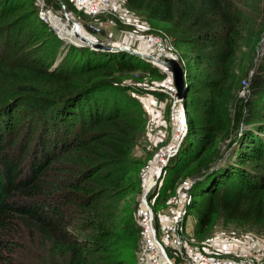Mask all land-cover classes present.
I'll return each instance as SVG.
<instances>
[{
	"label": "trees",
	"instance_id": "1",
	"mask_svg": "<svg viewBox=\"0 0 264 264\" xmlns=\"http://www.w3.org/2000/svg\"><path fill=\"white\" fill-rule=\"evenodd\" d=\"M241 1L263 12L261 31L264 0ZM126 6L171 38L188 79V133L166 168L167 187L155 189L153 211L168 209L187 175L194 182L185 234L192 212L198 237L219 214L263 231L264 60L249 76L239 117L237 97L259 36L229 0ZM36 12L33 0H0V264H128L142 250L134 197L146 163L132 152L147 118L141 91L122 76L148 67L125 53L67 45ZM237 119L240 133L221 155Z\"/></svg>",
	"mask_w": 264,
	"mask_h": 264
},
{
	"label": "rangeland",
	"instance_id": "2",
	"mask_svg": "<svg viewBox=\"0 0 264 264\" xmlns=\"http://www.w3.org/2000/svg\"><path fill=\"white\" fill-rule=\"evenodd\" d=\"M229 1L232 4L234 12L239 15L245 22L244 26H246V28L244 29L248 30L253 35L259 36L257 43L255 42L256 50L251 61V69L247 74L248 77L246 76L242 79V81L245 80V82L248 84L249 76L252 75L256 66L264 60V28L260 31V25L262 24L261 22H263L260 19V16H263V12L259 9L258 11L257 9H247L246 6L242 4L241 0ZM33 2L35 10L37 11L36 16H39L42 22H44L41 18L44 11L49 9L59 21L61 20L60 22L64 24L67 27V30L70 32L71 30L73 31L74 27L67 21L64 15L67 14L69 19H72L79 26H81L82 32L85 33V36H87L90 41L100 43L105 46L120 44L131 49H135L138 47V40L141 36L152 32L157 33L158 29L160 28V26H155L157 29L155 30V28H153V26L144 19L143 14L130 11L129 9V13L132 14L131 17L133 19V24H125L112 17L108 18L99 16L98 18H93L86 16L83 12L77 10L72 5L70 0H33ZM91 23L101 25L99 26L100 31L98 33L96 32L92 34L87 31L86 24ZM46 24L52 30L54 36L56 35L62 40V42L64 41L65 44L68 43L65 38L58 35V32L55 28H53L49 23ZM249 41L251 43L254 42L253 40ZM171 42L172 44H174L172 40ZM2 47L3 45L0 44V52ZM104 52L108 51H103L100 53L103 54ZM134 58L143 65L146 64V66L148 67L144 68L141 65L139 67L134 65V67H132L130 71L125 72L122 76V78L127 79L124 84L130 87L138 88L141 91V93L136 95V97L139 99L140 105L145 111V116L147 118L145 130L143 131L141 138L139 139L136 147L132 152L134 158L146 163L143 171L141 172V191L137 196L134 197L135 202L137 201V203H139L138 199H141L140 197L142 196V192L146 189L147 186H151L155 181V177H152V174H150L154 170L153 166H151V168L149 169L151 161H153V157L156 153H158L162 149H165L171 142L173 131L177 127V120L174 117L172 100L165 96L161 91L163 90L164 83L163 74L156 67L150 66L149 64L141 61L138 57ZM191 73L192 77L198 78V76L194 74V71L191 70ZM190 79L191 77H189V80ZM186 81L188 82V79ZM242 81L241 90L239 89L240 91L238 90L237 92L239 104L238 110L240 111L238 112V117L242 113L241 105L242 102H244V100L246 99L245 95L247 94L245 92L246 85L243 84ZM196 111L204 112L205 110L201 107H196ZM237 120L233 122V129L229 138L226 141H221V143H219L218 145L221 150V155L228 149L231 140L235 137L236 133H240L241 123L239 122V120ZM197 128L198 130L200 129V124H198ZM203 172L204 170H201L197 174H202ZM186 176L187 175H184L180 181H178L179 179L177 180L174 186V194L178 192L177 190L184 180L192 179L191 177ZM158 186L163 189L167 187L164 181H161ZM149 196L150 194H146L147 201L149 200ZM153 197L152 199H150L151 203H153ZM190 204L191 201L188 203V208L190 207ZM165 211L166 210L164 209V206L161 205V203L154 206V214L157 215L154 220V227L157 230L160 226L159 220H165L163 216L166 214L162 213ZM161 214L164 215L160 216ZM186 222L188 225L187 232L189 231L190 234L189 236L185 234L184 228L183 234L185 235L186 239H188L194 247L206 249L207 253L210 256L233 259L239 262L257 256L262 257L264 262V230L261 231L256 227L245 226L241 223L229 222L224 215L219 214L214 219L213 224L211 225L208 232L203 236L198 237L194 234L195 225L197 222L196 212H192L191 216L187 218ZM160 232L161 230L159 231V234ZM28 248L30 250L33 249L31 251L32 253L28 251L30 256H32L34 254V248L36 250V247L34 244H32L28 246ZM39 253L40 252L37 253V258L41 257L42 255ZM171 256H174V254H171ZM42 257L44 260L48 259L44 255H42ZM142 258L143 250L140 251V255L137 254L135 258L132 257L127 262L128 264H146V262H143ZM19 260L22 263L26 262L22 258H20ZM43 262H37L36 264H44ZM47 264H52V262L49 261Z\"/></svg>",
	"mask_w": 264,
	"mask_h": 264
},
{
	"label": "built area",
	"instance_id": "3",
	"mask_svg": "<svg viewBox=\"0 0 264 264\" xmlns=\"http://www.w3.org/2000/svg\"><path fill=\"white\" fill-rule=\"evenodd\" d=\"M70 2L86 16L93 18H98L99 16L112 17L122 23L133 24L132 14L129 13L126 0H70ZM53 17L55 16L51 10L47 9L44 11L42 19L52 26L50 18ZM99 26L101 25L86 24V29L89 33H98L100 31ZM110 47H115L116 49L114 50H119L121 53L125 52L133 57H138L141 61L156 67L163 74L164 83L161 91L172 100L174 117L177 120V127L173 131L171 142L165 149L156 153L153 161H151L149 169L151 166L154 167V170L152 167L153 172L150 174L155 177V181L151 186L146 187L142 192L141 199H138L137 216L141 232L143 262H146V264H264L262 257L257 256L245 259L242 262L213 257L207 253L206 249L194 247L186 239L183 234L184 221L189 209V191L194 182L192 179L184 180L177 190L178 192L166 200L165 205L168 209L162 212L166 215H160H164L163 218L165 220H159L160 226L158 230L154 227V220L157 215L154 214L150 199L155 195V189L163 181L169 162L177 155L188 133V119L185 110L186 95L177 97L173 75L166 63L168 60L173 59L180 64L185 80L184 91H186L187 72L185 62L175 45L172 44L171 39L158 31L157 33L152 32L141 36L138 40V47L135 48L136 50L120 44H114ZM243 84L246 85L245 92L247 93L248 84L245 81H243ZM146 194H150L148 201ZM171 254H174V256H171Z\"/></svg>",
	"mask_w": 264,
	"mask_h": 264
},
{
	"label": "water",
	"instance_id": "4",
	"mask_svg": "<svg viewBox=\"0 0 264 264\" xmlns=\"http://www.w3.org/2000/svg\"><path fill=\"white\" fill-rule=\"evenodd\" d=\"M64 15H65L67 21L70 24H72V26L74 28H79L80 27L72 19H69L67 14H64ZM80 38H82V39L80 41H78V44H75V45H77V46H87V47H89L91 49L102 50V51H110V52H112L114 50V49L112 50V48L109 47V46H105V45H102L100 43L92 42L88 38L86 39L85 37H82V36H80ZM166 66L169 68V70L171 71V73L173 75L174 85H175V88L177 90V97H182L185 94V91H184L185 80H184V76H183L182 67L180 66V64L176 60H173V59L168 60V62L166 63Z\"/></svg>",
	"mask_w": 264,
	"mask_h": 264
},
{
	"label": "bare ground",
	"instance_id": "5",
	"mask_svg": "<svg viewBox=\"0 0 264 264\" xmlns=\"http://www.w3.org/2000/svg\"><path fill=\"white\" fill-rule=\"evenodd\" d=\"M51 22H52V26L53 28L56 29V31L58 32V34L65 38V40L68 43H72V44H78V41H80L82 38H80V36L85 37L86 39L88 38L87 36H85L82 32V29L79 28H73V31L71 30L70 32L67 30V27L62 24L56 17L50 18ZM79 33V34H78ZM80 35V36H79ZM110 47V46H109ZM112 50L116 49L115 47H111ZM113 52H119V50H113Z\"/></svg>",
	"mask_w": 264,
	"mask_h": 264
}]
</instances>
